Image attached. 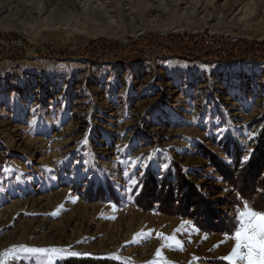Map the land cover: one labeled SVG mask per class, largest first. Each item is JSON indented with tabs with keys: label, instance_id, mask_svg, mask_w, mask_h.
Returning a JSON list of instances; mask_svg holds the SVG:
<instances>
[{
	"label": "rangeland",
	"instance_id": "1",
	"mask_svg": "<svg viewBox=\"0 0 264 264\" xmlns=\"http://www.w3.org/2000/svg\"><path fill=\"white\" fill-rule=\"evenodd\" d=\"M259 49L264 0H0V254L226 264L264 210Z\"/></svg>",
	"mask_w": 264,
	"mask_h": 264
},
{
	"label": "snow or ice",
	"instance_id": "2",
	"mask_svg": "<svg viewBox=\"0 0 264 264\" xmlns=\"http://www.w3.org/2000/svg\"><path fill=\"white\" fill-rule=\"evenodd\" d=\"M235 221L233 231L230 234H225V242L228 240L233 241V247L230 253L221 259L226 264H264V210L255 209L249 203L243 202L241 207L237 209ZM182 228L183 224L175 231L181 232ZM158 235L160 238L169 241V246H175L177 250H183L182 241L177 239L175 234L171 237L164 236L163 234ZM17 251L43 254L49 258L48 264H55L56 258H63L65 254H68L65 249L21 246L19 249L13 248L9 252L0 254V264H7L5 258ZM70 254L79 255V253L74 252ZM156 255L161 258L160 264H167L166 260L162 257V250H157ZM113 258L120 260L119 257ZM122 264H126V262H122ZM151 264H157V262L153 261Z\"/></svg>",
	"mask_w": 264,
	"mask_h": 264
},
{
	"label": "trees",
	"instance_id": "3",
	"mask_svg": "<svg viewBox=\"0 0 264 264\" xmlns=\"http://www.w3.org/2000/svg\"><path fill=\"white\" fill-rule=\"evenodd\" d=\"M164 44H166V48H168V49H174V50H178L179 48H178V45L175 43V42H172V41H165V42H163L162 43V45L164 46ZM165 47V46H164ZM19 51H21V52H23V50H19L18 48H17V50H16V52H19ZM253 53H252V55L255 57V58H257V59H260L261 57H263L264 55V52L262 51V50H254V51H252ZM39 54H41L40 52H39ZM233 56H236V54H234ZM101 58V56H98V59H100Z\"/></svg>",
	"mask_w": 264,
	"mask_h": 264
}]
</instances>
